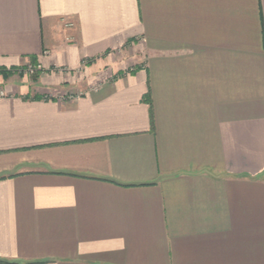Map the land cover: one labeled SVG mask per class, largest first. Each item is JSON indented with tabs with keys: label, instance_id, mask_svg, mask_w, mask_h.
I'll use <instances>...</instances> for the list:
<instances>
[{
	"label": "crops",
	"instance_id": "0c3cea01",
	"mask_svg": "<svg viewBox=\"0 0 264 264\" xmlns=\"http://www.w3.org/2000/svg\"><path fill=\"white\" fill-rule=\"evenodd\" d=\"M0 264H264V0H0Z\"/></svg>",
	"mask_w": 264,
	"mask_h": 264
},
{
	"label": "built area",
	"instance_id": "2783aa9c",
	"mask_svg": "<svg viewBox=\"0 0 264 264\" xmlns=\"http://www.w3.org/2000/svg\"><path fill=\"white\" fill-rule=\"evenodd\" d=\"M69 25H71V24H69ZM32 69H33V68H29V70H28V71H32Z\"/></svg>",
	"mask_w": 264,
	"mask_h": 264
},
{
	"label": "trees",
	"instance_id": "16d2710c",
	"mask_svg": "<svg viewBox=\"0 0 264 264\" xmlns=\"http://www.w3.org/2000/svg\"><path fill=\"white\" fill-rule=\"evenodd\" d=\"M40 70H38V72H39Z\"/></svg>",
	"mask_w": 264,
	"mask_h": 264
}]
</instances>
